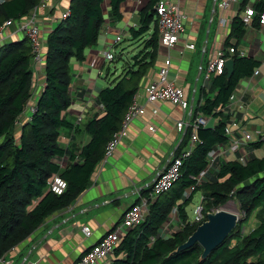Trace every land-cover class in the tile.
Listing matches in <instances>:
<instances>
[{"label": "trees", "instance_id": "trees-1", "mask_svg": "<svg viewBox=\"0 0 264 264\" xmlns=\"http://www.w3.org/2000/svg\"><path fill=\"white\" fill-rule=\"evenodd\" d=\"M38 1L0 2V24L6 19L27 15ZM122 1L69 0L68 15L45 37L42 53L44 86L29 119L22 124H19V116L32 95L34 80L30 42L22 36L0 44V258L90 185L91 175L103 158L106 143L119 129L146 70L153 67L159 47L154 9L158 0L148 1L141 10L139 27L131 28V35L137 39L149 30L151 22L155 23L144 42L145 53L140 57L133 56V66L114 84L97 92V101L103 106L102 114L76 127L90 140L80 147L77 155L61 148L58 142L61 129L73 127L64 113L71 102L72 60H84L85 49L97 43L105 20L104 3L108 4V14L120 19ZM252 6L255 15L251 24L255 26L264 12V0H258ZM243 28L237 15L231 23V34L239 36L243 34ZM229 46L235 50L230 56L233 59L232 73L228 76L224 69L221 74L213 75L210 87L215 94L207 96L203 93V102L197 100L190 115L195 117L201 113L215 117L216 124L197 129L198 141L183 160L179 177L149 202L145 218L122 235L108 264H264V155L249 154L245 163L224 161L211 179L199 185H195L192 178L206 167L207 154L215 145L227 140L223 108L239 79L250 75L257 64L251 57L239 56L233 44L227 43L226 47ZM189 136L188 126L174 154L187 143ZM248 146L250 149L260 148L264 146V138L252 141ZM65 154L69 163L61 170L54 159ZM57 173L67 182L60 195L49 188L53 175ZM196 192L201 193L205 212L222 207L228 200H235L243 216L205 259L198 260L202 247L197 243L169 255L200 223H191L186 212V206ZM174 206L180 225L166 236L158 235ZM250 219L254 224L243 233L242 225ZM150 237L154 240L150 241Z\"/></svg>", "mask_w": 264, "mask_h": 264}, {"label": "crops", "instance_id": "crops-1", "mask_svg": "<svg viewBox=\"0 0 264 264\" xmlns=\"http://www.w3.org/2000/svg\"><path fill=\"white\" fill-rule=\"evenodd\" d=\"M55 1L56 7L38 16L44 40L57 23L56 18L68 8L69 0ZM148 1L123 0L119 8L120 19L111 17L108 14L107 2L104 3L105 20L97 43L85 49L84 60H72V81L69 89L71 102L64 113L73 123V127L61 129L58 138L61 148L69 152L74 151L77 155L80 147L86 144L90 137L76 127H80L89 118L102 114L103 106L97 101L96 94L103 87H98L89 75L95 70L96 76L107 78L109 66L104 73L106 60L102 52L96 48L97 45H102L104 48L112 41L110 38L112 35L116 37L121 33L123 37L129 35L130 39H135L131 35V28L139 27L141 10ZM167 1L178 3L180 12L184 16L182 31H185V35H180L170 48L162 46L159 42L153 67L146 70L135 94L137 100L145 106V112L130 122L126 135L121 138L114 153L106 160L102 158L91 175L90 185L69 205L49 215L26 239L4 255V260L8 264L31 262L74 264L93 243L114 229L122 220L124 211L138 202V196L151 187L153 180L166 167L179 147L187 127H183L181 131L177 130V121L185 122L190 118L193 104H196L197 100L203 102L201 98L203 93L207 96L215 94L213 87H210L213 75L206 80L204 67L210 58H214L218 50L226 47L227 43L233 44L239 56L251 57L257 64L250 75L239 79L233 94L223 108L225 125L230 134L237 138L241 137L242 132L239 130L241 128L252 133V140L244 144L247 157L249 154L257 157L264 155V146L260 149H250L248 146V143L264 138V25L258 22L255 26L253 24L244 26L243 34L237 37L231 34L233 18L239 16L247 5L252 6L258 0H239L231 9L223 11L218 9L220 0ZM221 17L225 19L224 25L220 23ZM154 26L155 23L151 22L146 32V39L151 35ZM6 34L8 38L0 41V44L24 36L16 31L15 25H10ZM144 42L138 53L125 54L126 50L122 48L115 59L110 61L115 76L112 84L133 66V56L140 57L145 53ZM167 56L171 59L168 74L170 82L182 88L189 103L186 109L169 102L149 103L144 96L145 87L156 79L157 68ZM31 67L34 71V80L32 95L27 106L34 104L44 86L42 66L32 62ZM255 69L257 73H254ZM27 106L19 116V124L29 119L31 110ZM79 117L80 121H78ZM210 121L213 122L211 125ZM216 122L217 118L210 117L208 126H213ZM186 146L187 143L179 150L185 149ZM211 154L215 158L209 166L206 165L209 179L217 173L222 162L237 160L239 156L238 152L225 149ZM54 162L63 170L69 163L67 154L55 158ZM168 224V229L171 231L175 230L180 222L170 221ZM82 225L91 229V235L87 238L80 231Z\"/></svg>", "mask_w": 264, "mask_h": 264}, {"label": "built area", "instance_id": "built-area-1", "mask_svg": "<svg viewBox=\"0 0 264 264\" xmlns=\"http://www.w3.org/2000/svg\"><path fill=\"white\" fill-rule=\"evenodd\" d=\"M4 0H0L2 2ZM239 0H220L218 2L219 10L231 9ZM56 7L55 0H39L38 3L29 11V13L18 19H6L0 24V41L8 38L6 30L10 25L16 26V31L26 36L30 42L31 53L33 55L32 62L35 65L43 67V45L44 39L41 34V27L38 23V16L44 11L53 9ZM156 12L157 28L159 33V42L162 46L167 48L172 47L180 37L183 30L184 16L180 12L178 3L169 2L167 0H158L154 6ZM68 15V8L65 9L60 17L56 18V21H60ZM255 15V10L252 6L247 5L244 11L239 15L241 22L244 26H250L252 19ZM259 24L264 25V12L259 16ZM220 23L225 24V19L220 18ZM121 40V35L117 34L115 39L109 42L110 46H115L117 42ZM233 47H225L217 51L214 58H210L206 64L205 79H209L211 75L221 74L225 69V61L230 58L234 53ZM102 55L105 60L113 61L116 55L106 48L102 49ZM228 54V55H226ZM171 66L170 56H167L163 63L157 68L156 79L149 82L145 87L144 96L149 103H155L157 101L169 102L174 105L180 106L182 109H186L189 105L182 88L175 86L168 80V74ZM257 69L254 73H257ZM33 87V86H32ZM201 103V102H200ZM102 105V104H101ZM27 106V105H26ZM29 107V106H27ZM144 105L137 100V95L133 97L127 111L125 112L119 129L112 135V137L106 143L104 152V159L106 160L111 156L117 148L121 138L126 135L127 127L130 122L142 115L145 112ZM30 110H34V106L30 105ZM156 110H154L155 113ZM191 114V113H190ZM211 116H204L198 113L195 117L190 116L187 121H177V130L181 131L183 127H190V136L187 141L185 149H181L177 154H173L168 161L166 167L158 173L156 178L150 187L147 194H140L138 202L128 207L124 213L122 220L114 227V229L107 235L93 243L90 248L74 264H108L111 253L120 241L122 235L126 233L128 229H131L142 221L148 213V204L154 200L160 193L167 190L172 183L179 177V170L183 163V160L190 154L195 142L198 141L197 129L199 127H207L208 119ZM80 121V117L78 118ZM242 134L241 137H235L230 134V131L226 128L225 133L228 137L227 142L218 143L215 148L207 154L208 166L213 162L215 156L211 153L217 151L238 152L239 156L237 161L245 163L247 161V155L244 150V144L251 141L253 138L252 133L247 132L244 128L239 129ZM207 167L201 170L197 175L192 176L195 180V185H199L201 182L209 179L207 177ZM67 187L66 180L57 174H54L52 180L49 183L50 190L60 195ZM192 187L187 190L185 196H187ZM202 200V196H201ZM219 208H211L208 211L215 212ZM203 204H199L194 208V217L189 220L191 223H198L204 220L205 214L203 213ZM170 213L177 214V208L174 206ZM170 215V214H169ZM168 223H164L158 231V235L166 236L171 231L168 229ZM168 230V231H166ZM81 233L87 238L91 235V229L85 225L80 226ZM154 240V237H150V241ZM2 264H8L4 260V256L0 258ZM28 264H33L28 263Z\"/></svg>", "mask_w": 264, "mask_h": 264}, {"label": "water", "instance_id": "water-1", "mask_svg": "<svg viewBox=\"0 0 264 264\" xmlns=\"http://www.w3.org/2000/svg\"><path fill=\"white\" fill-rule=\"evenodd\" d=\"M225 69L229 76L233 71V59L225 61ZM240 220L237 213L220 208L215 212L206 211L205 218L184 242L169 252V255L182 251L197 243L202 247L198 260L205 259L219 245Z\"/></svg>", "mask_w": 264, "mask_h": 264}, {"label": "rangeland", "instance_id": "rangeland-1", "mask_svg": "<svg viewBox=\"0 0 264 264\" xmlns=\"http://www.w3.org/2000/svg\"><path fill=\"white\" fill-rule=\"evenodd\" d=\"M183 28H184V21H183ZM120 35H121V38H122L121 42H117V44L115 46H110V47L108 46L109 45V43H108L107 46L104 47V48H106V50H110L114 55H118L120 50H122V48H124V51L126 50L125 54H133L132 52L138 53L140 51L139 49H142V44H143L144 40L147 37V33L142 35L138 39H130V37H128L129 35L128 36L125 35V37H123L124 35H122V33ZM180 35H185V31L184 32L181 31ZM110 38H112V40H114L115 39V35H112V37H110ZM96 48L98 50L102 51L103 47H102V45L98 44ZM105 62H106L105 66L103 68L104 73H106V67L109 66V70H108L109 72H108V77L107 78H103L104 76H102V77L101 76L100 77L96 76V71L95 70H92L90 75H89V78L94 79L95 83H96V85L98 87L102 86L103 88L106 85L108 86V85L112 84V80L115 77L113 75V69H112L113 64H112V62L107 61V60ZM205 71H206V66L204 67V73H205ZM169 78L170 77L168 76V80L170 81ZM96 96H97V94H96ZM28 109H30V106L28 107ZM209 123L211 125L213 122L210 121ZM256 149H260V148H256ZM199 204H203V201L201 200L200 192H196L192 196V199L190 200V203L186 206V212H187L189 220L193 219V217H194V208L196 206H198ZM221 208L229 210V211L234 212V213H237L239 218H241L243 216V214L238 209V205H237V202L235 200H228ZM203 213L205 214V210L203 211ZM170 221L171 222L172 221H178L177 214L170 213L169 218L166 220L165 223H170ZM253 224H254L253 219L252 220L250 219V221L245 222L242 225L241 231L243 233L248 232L252 228ZM176 229H177V227H176ZM166 231H168V230H166Z\"/></svg>", "mask_w": 264, "mask_h": 264}]
</instances>
